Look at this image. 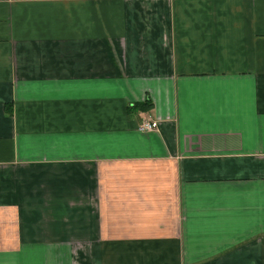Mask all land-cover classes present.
<instances>
[{"label":"crops","instance_id":"obj_1","mask_svg":"<svg viewBox=\"0 0 264 264\" xmlns=\"http://www.w3.org/2000/svg\"><path fill=\"white\" fill-rule=\"evenodd\" d=\"M0 264H264V0H0Z\"/></svg>","mask_w":264,"mask_h":264},{"label":"built area","instance_id":"obj_2","mask_svg":"<svg viewBox=\"0 0 264 264\" xmlns=\"http://www.w3.org/2000/svg\"><path fill=\"white\" fill-rule=\"evenodd\" d=\"M159 126L158 120L144 119L138 126L141 131H152Z\"/></svg>","mask_w":264,"mask_h":264},{"label":"trees","instance_id":"obj_3","mask_svg":"<svg viewBox=\"0 0 264 264\" xmlns=\"http://www.w3.org/2000/svg\"><path fill=\"white\" fill-rule=\"evenodd\" d=\"M139 107H143L144 109H146L148 106V104H146V103H144V104H141V103H139V104H137Z\"/></svg>","mask_w":264,"mask_h":264}]
</instances>
